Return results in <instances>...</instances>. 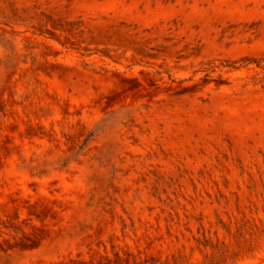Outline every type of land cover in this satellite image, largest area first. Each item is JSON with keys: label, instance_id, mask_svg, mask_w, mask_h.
Listing matches in <instances>:
<instances>
[{"label": "rangeland", "instance_id": "374dc122", "mask_svg": "<svg viewBox=\"0 0 264 264\" xmlns=\"http://www.w3.org/2000/svg\"><path fill=\"white\" fill-rule=\"evenodd\" d=\"M0 264H264V0H0Z\"/></svg>", "mask_w": 264, "mask_h": 264}]
</instances>
